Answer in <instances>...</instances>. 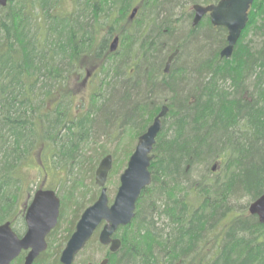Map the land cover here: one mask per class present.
<instances>
[{
    "label": "trees",
    "instance_id": "16d2710c",
    "mask_svg": "<svg viewBox=\"0 0 264 264\" xmlns=\"http://www.w3.org/2000/svg\"><path fill=\"white\" fill-rule=\"evenodd\" d=\"M220 1L9 0L0 8V225L26 232L20 167L32 154L66 170V189L83 173L91 134L132 128L140 137L167 106L152 184L116 235L122 247L106 254L109 264H264V225L244 214L264 194V0L251 7L230 60L220 56L225 28L209 16L193 26L194 6ZM89 75L95 94L72 117L73 83L84 87ZM61 203L35 264H49ZM90 246L103 247L98 239Z\"/></svg>",
    "mask_w": 264,
    "mask_h": 264
},
{
    "label": "water",
    "instance_id": "95a60500",
    "mask_svg": "<svg viewBox=\"0 0 264 264\" xmlns=\"http://www.w3.org/2000/svg\"><path fill=\"white\" fill-rule=\"evenodd\" d=\"M256 0H221L209 6H194L193 26L197 27L201 21L209 16L214 27H223L227 30V46L221 51V58L230 60L233 57L236 45L249 23V12ZM9 0H0V8H5ZM134 10L132 19L136 16ZM119 39L111 45V52H116ZM176 51L170 56L166 64L165 73L178 56ZM169 109L164 106L155 118L147 132L138 139L134 153L120 178V187L110 204L106 189L109 174L113 169V158H104L95 174L96 185L101 189L98 200L88 207L78 221L75 231L69 239L60 257V264H74L76 258L86 249L97 231L99 243L108 247L111 254H117L122 242L115 238L119 229L130 226L136 217L137 204L145 189L152 184L150 167L154 160V147L157 138L163 130V120ZM215 171V170H214ZM251 216H256L264 225V194L249 206ZM61 214V200L55 191L39 190L26 210V232L18 236L11 222L0 225V264H13L22 253L27 255L24 264H34L35 261L48 250V236L57 228ZM108 258L96 264H109ZM92 264V263H90Z\"/></svg>",
    "mask_w": 264,
    "mask_h": 264
},
{
    "label": "rangeland",
    "instance_id": "374dc122",
    "mask_svg": "<svg viewBox=\"0 0 264 264\" xmlns=\"http://www.w3.org/2000/svg\"><path fill=\"white\" fill-rule=\"evenodd\" d=\"M182 28L184 27H181V29ZM252 37L253 35L251 34L249 39ZM89 77V79H87V81L85 82L84 87L80 85V83H73V90L75 92V107L74 111L72 112V117H77L80 114V110L78 109L77 104H85V107L87 109L89 107L90 99L95 94V87L93 83L94 79L92 82L90 75ZM110 133L112 134L111 137H106L99 134L90 135V140L86 142L83 150H81L80 152V155L82 154L84 157H86L87 164L82 168V175H80L76 179L74 177L73 180L69 184H67L66 189L64 187L67 180L66 170L64 168L52 170L48 161H46L44 165L41 164L35 154H32L29 160L20 167V176L23 179V184L21 185L18 199L20 209L21 207L23 211L27 209L26 207L29 201L33 197L38 187L43 183L50 189L56 190L59 194L60 200L64 198L65 201L63 209L64 216L61 220L59 231L56 236H53L50 240V242L52 243V249L50 252L51 258L48 261L49 264L53 263L56 260L57 256H59L60 260L61 254L67 245V243L65 242L68 237V231L73 224H77L78 222V219L75 220V218L77 212L79 211V207L83 208L84 206H86V210L91 206L90 202L93 199L98 200L101 189L96 185L95 176L93 178V174L91 171L96 173V170L98 169L101 161L107 156H112L113 158V169L109 174L106 189L108 192L110 204L114 202V199L120 187L121 175L126 170L129 159L135 151L139 133H137L136 130L132 128H125L119 131L116 129H112ZM92 136L95 139H93ZM94 155L98 156L99 163L97 165H94L93 163L90 164L88 162L92 159V157H94ZM93 161L94 160H92V162ZM75 181L77 182L76 187H74L73 185V182ZM71 187H74L75 189ZM246 203L247 201H242L243 205H245ZM83 212L80 214H83ZM248 213L249 209H247V213L244 214ZM15 228L23 230V225L18 224V226H15ZM21 233L23 235L25 233V229ZM99 233L100 231H98L94 236V240L98 239ZM108 252V247L99 248L97 246H90L76 258L74 264L100 263L106 258V254ZM25 257L26 254L24 255V260ZM24 260L22 264H24ZM13 264H15V262Z\"/></svg>",
    "mask_w": 264,
    "mask_h": 264
},
{
    "label": "flooded vegetation",
    "instance_id": "af4514ba",
    "mask_svg": "<svg viewBox=\"0 0 264 264\" xmlns=\"http://www.w3.org/2000/svg\"><path fill=\"white\" fill-rule=\"evenodd\" d=\"M163 125H164V120H163ZM62 184H63V183H62ZM39 190H45V191L50 190V191H55L56 194H57V196H58V192H57L56 190H52V189H50L49 187H47L46 185H44V183L41 184V185L38 187V189L36 190V192L39 191ZM36 192L34 193V195L36 194ZM34 195H33V197L31 198V200L29 201V203H28V205H27V208H28L29 205L31 204V202H32V200H33V198H34ZM48 249H49V248H48Z\"/></svg>",
    "mask_w": 264,
    "mask_h": 264
}]
</instances>
